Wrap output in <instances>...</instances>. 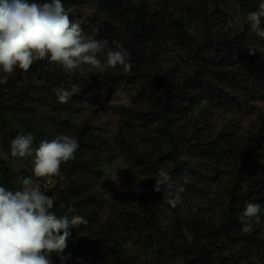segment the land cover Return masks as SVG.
I'll return each instance as SVG.
<instances>
[{
    "label": "trees",
    "instance_id": "1",
    "mask_svg": "<svg viewBox=\"0 0 264 264\" xmlns=\"http://www.w3.org/2000/svg\"><path fill=\"white\" fill-rule=\"evenodd\" d=\"M231 1L233 3L230 0H158V6L149 10L146 0H142L140 4L136 0H94L97 5L94 15L87 25L82 26L89 35L92 34V28L97 27L99 31L95 38L106 39L113 50L116 49L112 42H121L130 53L132 69L128 73L123 72L124 77L118 84L132 86L137 90L138 97L145 102L153 100L159 103V110L153 113L139 110L129 112L124 127L132 129V122H141L140 128H148L156 119L161 118L164 128L157 133H161L166 139L168 151L162 149L156 136L151 134L148 138L154 143V147L151 153H142L144 157L146 155L143 158L138 154L135 140L122 136L123 130L116 137L118 149H123L121 153L134 166L140 165L142 173H146L149 179L147 183L158 172L157 163L166 166L171 164L173 169L168 173L173 181L183 184L185 189H192L185 172V165H191V162L184 163L181 153H185L188 160L191 154L200 158L202 165L205 161V164H209V161L219 163L225 159L233 168L236 183L231 188L232 200L224 215L225 221L216 231L210 232L207 227L199 223L192 224L190 220V223L177 222L193 238L190 241L182 233V236H173L169 240L167 250L178 264H223L213 259L210 251L217 247L223 235L236 241L253 238L252 232L245 234L241 231L240 215L247 203H259L264 210V146L258 151L243 146L244 141L235 138L231 132L221 134L213 141H205L199 136L195 138L194 133L184 137L172 125L173 120L187 119L203 106L209 107L214 113L241 114L264 99V38L258 37L251 30L246 19L248 13L257 10L259 0ZM34 2L44 3L50 0ZM61 2L68 14L77 0ZM232 12L241 19L240 29L236 28L234 31L229 28ZM162 45H172L184 54L188 68L182 78L176 79V74L172 75L164 68ZM115 70L123 71L121 66H117ZM4 77H7L6 83L1 82ZM0 79V133L3 134L0 139L12 141L18 134L33 135L41 122L53 129L57 128V135L65 128L66 124L62 121L64 115H72L74 107L81 101L82 104L92 102L86 98L84 91H80L67 103H58L56 95L52 93L53 89H68L66 83H70V89L73 84L81 89L84 87V79H80L75 70L66 72L62 66L50 63L47 59L35 61L26 72L17 67L12 74H7L0 68ZM36 83L50 87L48 94H52L48 100L34 94ZM118 84L114 83L115 86ZM34 105L44 106L47 112L39 114L33 111L31 113L34 118L30 126L5 133L8 114L16 110L26 111L28 106ZM36 135L38 143L51 140V135ZM75 138L79 142V148L75 158L68 162L60 181L59 185L64 186L61 190L62 198L59 197L54 202L51 211L58 216L80 215L87 220V224L70 228V237L75 239L85 232L94 233V236L79 244L67 264H135L128 252L124 251L123 241L126 239L139 249L157 246L159 252L156 257L158 260L162 259V251L167 250L161 249L164 241L160 239L162 229L157 217L158 211L150 208L147 203H140L136 208L127 209L119 216L115 215L114 220L108 218L102 232H97L101 219L98 212L90 209L97 203L91 187L94 178L101 176L102 159L99 154L103 145L96 137L93 140L94 135L88 126L80 128ZM184 144L188 145L186 149ZM6 151L9 152L10 149ZM14 174L15 171L6 166L2 182L9 190L13 188L9 181ZM184 176L188 178L186 184L183 182ZM45 195L50 197L49 194ZM162 201L167 204L164 196ZM61 203L68 207H61ZM69 207L75 211L69 212ZM168 208L172 209L170 206ZM215 234L218 237L213 238V241H203L207 236ZM122 236L124 239L120 241ZM165 261L166 259L160 263L169 264ZM138 264L158 263L139 260Z\"/></svg>",
    "mask_w": 264,
    "mask_h": 264
},
{
    "label": "rangeland",
    "instance_id": "2",
    "mask_svg": "<svg viewBox=\"0 0 264 264\" xmlns=\"http://www.w3.org/2000/svg\"><path fill=\"white\" fill-rule=\"evenodd\" d=\"M141 1L136 0L138 4ZM146 3L149 10H153L158 6V0H146ZM230 3L233 2L230 0ZM96 7L94 0H77L74 7L69 10V18L73 22L79 23L81 27L85 26L94 15ZM230 19L229 28L232 31L236 28L240 29L241 19L237 18L234 12L230 13ZM84 32L87 34L86 31ZM161 56L164 68L171 72L172 75L176 74V79L182 78L184 71L188 68L182 51L172 45H162ZM98 58L103 62L106 59V55H100ZM75 71L80 79H84V82H82L84 87L81 88V91H84L86 98L91 99L92 102L82 104L81 101L76 105L77 108L74 107L72 115L70 113L64 115L62 121L64 120L66 125L59 134L75 137L80 128L88 126L94 135L93 140L96 137L98 142L103 145L101 154H99L102 159L100 164L101 176L94 178L93 187H91L93 194L96 195L97 203L91 206L90 209L96 213L98 212L101 219V225L98 227L97 232H102L108 218L114 220L115 215L119 216L127 209L136 208L140 203H147L150 208H155L158 211L157 217L162 229L160 239L164 241L161 249L167 250L169 240H172L173 236H182V233H185L187 238L192 241L191 234L184 226L178 224V221L189 223L191 221L192 224L199 223L210 229V232L216 231L225 221L224 215L229 209L232 200L231 188L236 183L230 163L225 159H221L222 161L219 163H211L209 161V164H205V161L204 165H202L203 161L200 158H196V156L191 154V158L188 160L185 153H181V160L184 163L191 162V165H185V172L192 189H185L184 192L180 193V203L175 208L169 204H163V187L161 186L159 193L154 192L155 180L151 179L150 183H147L149 179L146 173H142L140 165L134 166L121 153L123 149H118L116 145L117 134L120 130H123L122 136L135 140L138 154L143 156V158H146V155L144 157L143 154L151 153L154 147V143L148 138L151 134L156 136L158 143L162 145V149L168 151L166 139L161 133H157L158 130L164 128L161 118L160 120L156 119L148 128H140L141 122H132L130 124L134 126L132 129L124 127L129 112L139 110L144 113H153L159 110V103L153 100L145 102V100L138 97L137 90L133 89L132 86L119 85L118 82L120 83V80L124 77V71L119 72L115 68L97 70L91 69L88 65H81ZM114 83L118 85L115 86ZM36 84L35 95L48 100L52 93L55 94V89H53L51 94H48L49 86ZM69 87L70 83H66V88L70 90ZM70 98H73V96ZM27 109H25L26 111L16 110L7 115L8 127L5 129V133H8L9 130L16 131L21 127L30 126V122L34 118L31 112L34 111L39 114L47 112L44 106H28ZM209 109V107L205 106L200 107L187 119L173 120L172 125L184 137L194 133L195 138L199 136L203 137L205 141H213L219 135L231 132L235 138L238 137L240 138L239 140L244 141L243 146L252 147L257 151L264 146V99L254 103L241 114L229 112L214 113V111ZM56 129L48 126L45 122H41L39 129L33 132L39 135H51L50 139L52 140L59 135H55ZM35 133L33 134L35 137L33 148L39 145L36 141L37 135ZM2 135L0 133V136ZM10 144L11 140L7 138L0 139V186L7 188V185L5 186L2 182V178L5 175V168L8 166L16 173L13 177H10L9 184L13 187L11 190H18L21 187L20 182L22 179L28 176L33 179L34 184L40 186L41 191L45 187L53 188L58 192L61 199V190L64 186L61 187L59 184L70 160L61 165L59 176L35 178L32 173V158L12 157L10 151H6V149H10ZM183 147L186 149L188 145L184 144ZM158 148L160 150V147ZM154 161H157V159H154ZM207 165L209 166L208 168L205 167ZM156 166L159 169L163 168L166 172L173 169L171 164L166 166L157 163ZM168 206L175 210L169 209ZM249 223L253 225V238L249 237L247 241H236L223 235L217 247L215 246V249L210 251L213 259L223 264H264V210L261 209L258 222L253 217L249 219ZM93 236L94 233L85 232L75 239L74 237L68 238L67 248L63 253L64 259L61 261L56 253H52L50 258L53 264L69 263L74 251L79 248V244ZM215 237H218V234L212 235V237L207 236L203 241L209 243ZM123 239L124 236L120 238V241ZM123 243L124 251L128 252L135 264H138L139 260H151L153 263L161 264L160 262L165 259V262L168 261L169 264L171 262L172 264L179 263L173 261V256L168 250L162 251L164 256L158 260L156 257L159 252L156 249L157 246L151 249H139L134 243H130L128 239L124 240Z\"/></svg>",
    "mask_w": 264,
    "mask_h": 264
},
{
    "label": "clouds",
    "instance_id": "3",
    "mask_svg": "<svg viewBox=\"0 0 264 264\" xmlns=\"http://www.w3.org/2000/svg\"><path fill=\"white\" fill-rule=\"evenodd\" d=\"M262 18L264 0H259L257 10L248 13L246 19L260 38H264ZM98 31L93 27L92 34H86L79 23L69 18L61 0H0V68L7 74L17 67L26 72L35 61L47 59L69 73L81 65L97 70L121 66L125 73L130 72V53L123 44L113 41V50L106 39L95 38ZM100 55H106L103 62ZM2 82L6 83L7 77ZM80 91L77 85L70 90L56 88L57 102L67 103ZM34 140L32 134H18L11 141L10 153L12 157L32 158L35 178L59 176L61 165L74 159L79 148L77 138L66 134L43 140L35 148ZM151 177L155 180L153 191L159 193L163 186L165 202L175 208L180 203V193L185 191L183 184L173 181L163 168ZM183 182H188L187 176ZM20 183L15 191L0 186V264H53L52 253L62 261L71 236L69 229L87 224V220L80 215H56L51 209L58 197L45 195L32 178L25 177ZM60 206L68 207L64 203ZM68 210L75 211L70 207ZM260 211L259 203L246 204L240 215L243 233L251 234L253 225L249 219L255 217L258 222Z\"/></svg>",
    "mask_w": 264,
    "mask_h": 264
},
{
    "label": "built area",
    "instance_id": "4",
    "mask_svg": "<svg viewBox=\"0 0 264 264\" xmlns=\"http://www.w3.org/2000/svg\"><path fill=\"white\" fill-rule=\"evenodd\" d=\"M42 191H44V194H49L50 197L56 196V197H58V199H59V194H58V192H57L56 190H54L53 188L45 187V188H43ZM58 199H57V200H58Z\"/></svg>",
    "mask_w": 264,
    "mask_h": 264
}]
</instances>
